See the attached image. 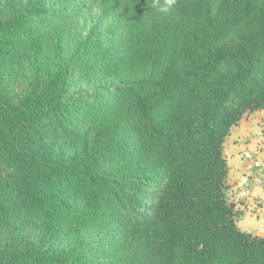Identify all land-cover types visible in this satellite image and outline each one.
<instances>
[{"label":"trees","instance_id":"16d2710c","mask_svg":"<svg viewBox=\"0 0 264 264\" xmlns=\"http://www.w3.org/2000/svg\"><path fill=\"white\" fill-rule=\"evenodd\" d=\"M90 1L117 20L102 75L122 83L83 115L70 80L93 56L45 52L44 0H0V264H89L69 228L109 225L121 233L107 264H264V237L228 201L225 156L264 109V0H177L167 15Z\"/></svg>","mask_w":264,"mask_h":264},{"label":"rangeland","instance_id":"374dc122","mask_svg":"<svg viewBox=\"0 0 264 264\" xmlns=\"http://www.w3.org/2000/svg\"><path fill=\"white\" fill-rule=\"evenodd\" d=\"M27 2L29 0H21ZM33 1V0H31ZM219 3L222 0H214ZM46 14L35 18L34 23L43 32L45 52L60 55L65 63H73L76 55L93 56V62L89 70L83 71L76 68V73L71 76L69 90V104L81 99L88 107L83 115H88L94 105L102 106L109 100L105 90L107 87L115 88L122 82H111L105 79L102 59L112 50L117 53L118 44L121 41L120 33L111 37L110 30L118 28L117 20L113 16H106L99 3L90 0H44ZM97 54V55H96ZM52 58V57H51ZM53 59V58H52ZM89 72L93 78H85L83 74ZM96 72V73H95ZM77 116L76 120H81ZM264 109L250 112L247 111L239 124L231 131L225 142V156L229 165L228 192L229 203L234 206L237 225L244 221L240 214L243 208L239 205L247 201L246 196L239 195L238 176L248 178L247 172L255 174L259 171L264 175L262 166L258 165V156L261 161L262 144H264ZM262 140V141H261ZM250 154V157L248 155ZM264 156V154L262 153ZM247 157L248 161L245 159ZM247 161V162H246ZM247 168L250 170L247 171ZM264 168V166H263ZM254 169V170H253ZM253 170V172H251ZM147 201L142 211L152 206L153 193L155 188L150 186L147 190ZM239 204V205H238ZM244 205V204H242ZM239 206V207H238ZM247 210V208H244ZM239 227V225H238ZM70 238L80 235L82 239L89 242L91 248V259L89 264H107L109 259L105 252L111 249L120 239L121 229L119 226L109 225L104 228H69ZM75 233V235H73ZM105 255V256H104Z\"/></svg>","mask_w":264,"mask_h":264},{"label":"crops","instance_id":"0c3cea01","mask_svg":"<svg viewBox=\"0 0 264 264\" xmlns=\"http://www.w3.org/2000/svg\"><path fill=\"white\" fill-rule=\"evenodd\" d=\"M264 139V137H263ZM262 141V140H261ZM262 146V152H259V155L262 156L263 160L259 159L258 156V165L262 166V169L264 171V144ZM250 157V154L248 155ZM247 160L248 158L245 157ZM248 161V160H247ZM246 161V162H247ZM250 169L247 168V171ZM254 170V169H253ZM251 170V172H253ZM260 171V170H259ZM259 171H256L255 174L247 172L248 178L243 177L242 180H240V176L237 177L236 182L239 183V195L246 196L247 201L244 203H241V206L243 208V213L240 214L241 219L244 218V221L239 225V228L241 231L252 234L254 236L258 237H264V175L260 174ZM244 204V205H242ZM238 206V207H239ZM244 208H247V210H244Z\"/></svg>","mask_w":264,"mask_h":264},{"label":"clouds","instance_id":"9594fccd","mask_svg":"<svg viewBox=\"0 0 264 264\" xmlns=\"http://www.w3.org/2000/svg\"><path fill=\"white\" fill-rule=\"evenodd\" d=\"M177 0H152L151 8L157 12L167 15L172 11Z\"/></svg>","mask_w":264,"mask_h":264}]
</instances>
